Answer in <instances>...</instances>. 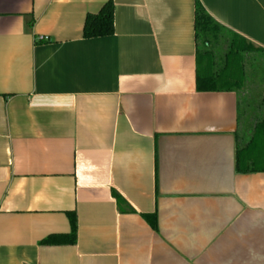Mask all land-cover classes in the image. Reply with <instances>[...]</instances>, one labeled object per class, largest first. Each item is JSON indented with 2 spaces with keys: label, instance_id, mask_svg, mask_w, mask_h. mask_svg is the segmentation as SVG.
Masks as SVG:
<instances>
[{
  "label": "crops",
  "instance_id": "obj_1",
  "mask_svg": "<svg viewBox=\"0 0 264 264\" xmlns=\"http://www.w3.org/2000/svg\"><path fill=\"white\" fill-rule=\"evenodd\" d=\"M195 1L264 57V0H0V264H264L258 117L197 90Z\"/></svg>",
  "mask_w": 264,
  "mask_h": 264
},
{
  "label": "trees",
  "instance_id": "obj_2",
  "mask_svg": "<svg viewBox=\"0 0 264 264\" xmlns=\"http://www.w3.org/2000/svg\"><path fill=\"white\" fill-rule=\"evenodd\" d=\"M113 4L107 2L95 15H87L83 26V39H95L113 35ZM195 79L199 92H233L243 87L246 79L245 62L252 46L241 37L217 25L199 2L194 6ZM243 110L250 107L242 101ZM254 122L253 133L243 148L235 155L236 171L241 173L264 172V93ZM259 113V114H260ZM255 114L254 117H256ZM119 204H125L113 193ZM70 232L67 235H51L41 245H73L76 241L75 215L69 214ZM146 217V216H145ZM149 217V216H148ZM152 217V216H150ZM155 228V221L150 222Z\"/></svg>",
  "mask_w": 264,
  "mask_h": 264
},
{
  "label": "rangeland",
  "instance_id": "obj_3",
  "mask_svg": "<svg viewBox=\"0 0 264 264\" xmlns=\"http://www.w3.org/2000/svg\"><path fill=\"white\" fill-rule=\"evenodd\" d=\"M246 79L243 87L238 90L241 99L245 98L250 103L249 112H255L259 117V106L264 93V57L252 47L245 62ZM260 113V114H259Z\"/></svg>",
  "mask_w": 264,
  "mask_h": 264
}]
</instances>
